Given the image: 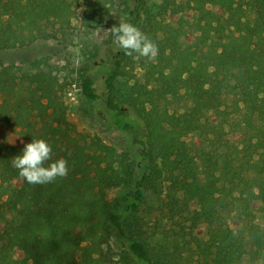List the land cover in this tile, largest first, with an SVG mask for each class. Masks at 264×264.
Segmentation results:
<instances>
[{"label":"trees","instance_id":"16d2710c","mask_svg":"<svg viewBox=\"0 0 264 264\" xmlns=\"http://www.w3.org/2000/svg\"><path fill=\"white\" fill-rule=\"evenodd\" d=\"M85 1L93 23L117 6L112 25L131 23L159 48L155 61L128 56L111 32L79 72L83 96L102 104L131 149L78 138L55 74L18 81L1 68L0 264H185L167 246L148 244L136 216L150 193L163 190L190 217L196 260L186 264H264V0H183L191 16L180 27L150 12L148 0ZM83 3L0 0V52L47 28L71 29ZM188 30L197 34L192 43ZM226 93L242 103L232 132ZM181 98L188 109L178 113L170 102ZM33 139L53 148L46 166L68 161L66 177L30 184L19 175L12 159ZM121 187L127 190L109 197ZM222 213L233 215L231 223L214 228ZM112 238L122 248L116 262Z\"/></svg>","mask_w":264,"mask_h":264},{"label":"rangeland","instance_id":"374dc122","mask_svg":"<svg viewBox=\"0 0 264 264\" xmlns=\"http://www.w3.org/2000/svg\"><path fill=\"white\" fill-rule=\"evenodd\" d=\"M182 1L148 0L147 7L150 12L159 14L169 24L180 27L181 19L191 16L188 10L179 5ZM86 6L87 1L84 0L83 11L80 12L79 19L72 22L71 29L56 31L47 28L43 34L44 37L29 41L24 46L0 52V69H8L18 81L26 74L36 72H49L58 76L60 82L65 86L67 118L70 126L75 130L74 134L78 138L84 137L87 140L95 137L117 152L125 153L131 149L129 134L118 130L112 124L111 119L104 113L100 102L86 99L79 85L80 69L85 65L95 46L109 39L112 24L118 21L117 6L114 7V11H110L106 18L97 23H93L85 17ZM214 11L219 12V9L214 8ZM186 35L185 39L188 43H192L197 36L192 30H188ZM127 80L130 84L133 83L131 77ZM170 107L173 111L182 113L188 109V104L185 99L181 98L171 101ZM223 109L228 114L225 130L232 132V126L242 118L240 98L236 94L226 93L223 98ZM196 162L199 166L200 179L203 181L202 162L199 158L196 159ZM126 190L124 187L116 188L109 191L108 195L111 198L117 197ZM136 216L143 225L144 240L148 244L156 248L165 245L169 252H177L181 262L185 264L193 262L195 251L187 235L190 217L173 202L166 199L165 190L150 193ZM232 216L230 213H222L214 228L227 226L231 223ZM201 232L206 231L201 229ZM109 247L111 256L116 262L120 258L122 248L114 238L111 239Z\"/></svg>","mask_w":264,"mask_h":264},{"label":"clouds","instance_id":"9594fccd","mask_svg":"<svg viewBox=\"0 0 264 264\" xmlns=\"http://www.w3.org/2000/svg\"><path fill=\"white\" fill-rule=\"evenodd\" d=\"M114 42L128 56L133 53L148 61H155L159 48L146 34L131 23L120 22L111 28ZM53 154L52 146L45 139H33L25 145L22 154L12 159V165L19 170V175L30 184H46L58 177H66L69 172L68 161L60 158L50 164Z\"/></svg>","mask_w":264,"mask_h":264}]
</instances>
